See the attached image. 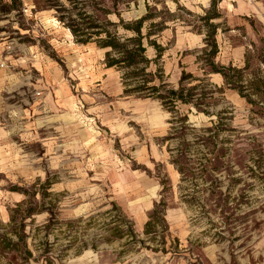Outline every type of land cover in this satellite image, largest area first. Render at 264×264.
Listing matches in <instances>:
<instances>
[{"label": "rangeland", "instance_id": "obj_1", "mask_svg": "<svg viewBox=\"0 0 264 264\" xmlns=\"http://www.w3.org/2000/svg\"><path fill=\"white\" fill-rule=\"evenodd\" d=\"M69 1L0 0V40L12 43L13 54L36 46L60 62L53 46L71 32L58 16L83 6L96 20L100 14L94 7L100 3L109 9L107 19L112 23L119 22L117 14L124 22L147 17L142 29L143 34L150 33L144 40L146 55L156 57L149 40L165 49L150 69H160L168 84L176 86L183 69L203 77L192 64L170 71L168 60L182 46L172 28L177 36L199 32L205 37L208 25L216 27L215 63L243 68L248 61L245 80L264 82V0H210L206 6L195 0H89L88 5ZM240 2L246 5L242 12L247 16L239 17V23L231 12ZM206 14L212 19L203 20ZM98 17L100 24L103 18ZM117 31L124 33L119 23ZM198 44L189 52L201 56L205 44ZM209 75L197 94H213L205 102L211 115L185 105L172 112L165 109L167 131L153 143L163 160L151 159L149 168L132 164L158 190L148 229L136 232L131 217L112 201L107 185L96 175L50 172L43 162L38 175L0 174V238L11 242L0 248V264H264V89L257 93L250 86L247 92L255 104L249 105L219 76ZM121 118L128 123L124 115ZM220 119V125L213 124ZM96 131L107 134L100 126ZM131 131L136 142H111L117 161L133 157L132 152L145 144L140 127ZM100 145L93 153L106 155L104 143ZM171 166L175 178L168 170ZM18 202L23 207L17 208ZM172 209L182 219L178 226L170 224L167 212Z\"/></svg>", "mask_w": 264, "mask_h": 264}, {"label": "crops", "instance_id": "obj_2", "mask_svg": "<svg viewBox=\"0 0 264 264\" xmlns=\"http://www.w3.org/2000/svg\"><path fill=\"white\" fill-rule=\"evenodd\" d=\"M195 1L206 6L210 0ZM245 6L240 2L235 12H231L236 22H242L239 17L247 16L242 12ZM224 8L230 12L227 6ZM175 30L174 26V39L176 43L182 41V46L176 49L175 57L168 60L170 71H175L176 67L183 69V64H192L197 65L203 77H195L183 69L180 78L176 75L177 85L167 83L169 87L177 89L183 73L206 81L208 74L219 76L225 85L221 74L202 69L199 55L189 52L204 42L205 37L199 32L177 36ZM69 36L53 46L60 62L36 46L13 54L12 43L0 40V62L4 64L0 68V174L18 171L24 175H38L42 173V163L46 162L50 172L76 170L96 175L94 178L99 183L107 185L112 201L131 217L136 232L142 233L152 221L158 190L154 181L142 170L133 169L132 164L136 162L149 168L151 159L163 160V154L153 143L156 137L166 133L168 123L165 119H169L168 112L172 111L156 99L126 94L122 73L105 64L106 50L76 44L71 33ZM145 47L147 50L148 46ZM164 50L162 48L161 56ZM218 53L219 46L216 56ZM152 64L148 66L150 72H154L150 69ZM140 114L147 118L142 119ZM122 115L130 125L123 123ZM132 118L139 119L140 123L134 125ZM99 126L105 129V136L96 131ZM133 126L142 129L145 144L132 152L133 157L117 161L111 142L114 139L123 144L136 142L137 135L131 131ZM101 143H104L106 155L98 153ZM93 150L98 152L94 154ZM168 170L175 178L177 173L173 167ZM23 205L18 202L16 207ZM167 213L170 224L178 226L182 220L179 215L175 216L178 211L172 209Z\"/></svg>", "mask_w": 264, "mask_h": 264}, {"label": "trees", "instance_id": "obj_3", "mask_svg": "<svg viewBox=\"0 0 264 264\" xmlns=\"http://www.w3.org/2000/svg\"><path fill=\"white\" fill-rule=\"evenodd\" d=\"M88 1L71 0L69 2L88 5ZM96 6L99 7H94L95 11L100 14L97 15L96 20L93 15L88 14L89 12L86 11L87 7L83 6L77 8L76 13L64 11L61 16H58V19L65 23L66 28L71 32L76 43H94L97 47L106 50L105 64L107 67H114L122 73L121 79L125 86L126 94H137L156 99L170 111H174L178 104H185L192 105L197 111L211 115L206 109L207 105L205 102L213 94L210 95L205 92L197 94L198 89L203 87L204 82H206L205 79H196L190 74L183 73L178 88L173 89L164 82L160 69L155 70V72L148 71L149 64L157 62L160 58L162 48L155 41H147L148 45L156 49V57L151 60L147 58L144 40L150 37V33H142L144 22L147 19L146 16L135 21L124 22L120 14H117L119 18L118 23L121 24L124 30V33H119L117 31L118 23H112L107 19L108 14H110L109 9L100 6V3ZM98 16H102L103 18V22L100 24L96 23L100 21ZM209 19H212L209 14L203 17L205 21ZM208 28L209 31L204 38L205 47L201 52V56H198L202 69H208L210 72L221 74L226 87L235 90L249 105L255 104V101L250 99L247 91L250 86H254L255 92L260 93L259 89H264V82L259 79L251 83L245 80L243 72L249 69L248 61L243 68L225 67L215 64L214 57L218 52V45L215 39L216 27L208 25ZM194 81L197 83L193 84ZM217 92L221 93V88H218ZM261 92L264 94V91ZM221 122L222 120L220 119L213 121V124L220 125ZM12 221H14L13 216H11L10 223ZM151 222L147 223V229L151 226ZM18 239L23 240L22 237ZM0 240V242H3L0 243V248L4 249L11 246V242L7 241V238H0ZM5 244L9 245L2 247Z\"/></svg>", "mask_w": 264, "mask_h": 264}, {"label": "built area", "instance_id": "obj_4", "mask_svg": "<svg viewBox=\"0 0 264 264\" xmlns=\"http://www.w3.org/2000/svg\"><path fill=\"white\" fill-rule=\"evenodd\" d=\"M4 64L2 62H0V68H3Z\"/></svg>", "mask_w": 264, "mask_h": 264}]
</instances>
